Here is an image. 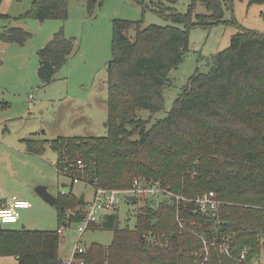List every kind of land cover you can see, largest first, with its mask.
<instances>
[{"label":"trees","instance_id":"1","mask_svg":"<svg viewBox=\"0 0 264 264\" xmlns=\"http://www.w3.org/2000/svg\"><path fill=\"white\" fill-rule=\"evenodd\" d=\"M71 1L33 0L18 18L66 21ZM83 1L90 17H96L106 2ZM165 1L155 0L153 9L144 3V8L176 24L142 27V19H113L105 136L21 141L34 155L51 147L59 174L77 177L93 188H131L139 180L144 186L157 184L193 199L177 203L170 197L152 205L146 195L140 196L144 206L134 226H122L119 213L107 216L91 228L111 229L113 240L109 245L91 243L84 253L86 264H249L264 237V32L243 28L233 17L241 31L231 37L227 48L209 57L208 72L196 70L189 77L167 116L150 125L152 114L166 106L164 88L173 84L171 70L189 51L190 28L224 23V5L233 9L236 0H191L188 13L176 9L178 0ZM198 2L209 13L197 14L193 20ZM254 3L264 0H249ZM3 16L7 15L0 12ZM31 36L18 26L1 32L3 41L19 44ZM75 50V37L66 36L64 27L57 30L38 50L40 79L51 83ZM143 110L149 115L143 116ZM77 160L85 165L83 177L77 174ZM74 185L72 180L69 194L56 197L53 205L59 226L74 208L78 215L73 220L82 218L79 207L84 202L73 192ZM210 191L221 201L216 215L204 213L194 202ZM8 225L0 222V257L15 256L18 264H64L58 229ZM202 234L210 253L206 261L204 251L195 255L204 248ZM224 241L229 243L230 256L221 250ZM244 250L245 259L238 261Z\"/></svg>","mask_w":264,"mask_h":264},{"label":"rangeland","instance_id":"2","mask_svg":"<svg viewBox=\"0 0 264 264\" xmlns=\"http://www.w3.org/2000/svg\"><path fill=\"white\" fill-rule=\"evenodd\" d=\"M32 1L0 0V12L7 15L0 18V196L9 200L15 195L32 204L20 212L17 222L8 226L56 230L61 226L57 209L45 201L37 189L44 186L55 197L69 194L73 179L58 173L57 156L51 147L42 155H34L26 151L21 140L31 137L53 140L58 136H105L113 19H142V27L176 23L152 10L155 0H106L96 17L89 16L85 1L72 0L66 21L18 18L31 7ZM144 3L152 9H145ZM190 3L191 0H178L175 7L181 13H188ZM224 7V23L212 28H190L189 51L181 64L171 70L173 84L164 88L166 106L152 114L150 125L167 116L189 77L196 70L208 72L209 57L227 48L231 37L241 31L232 23L233 17L243 28L264 32V3L249 4V0H236L233 9L227 4ZM208 13L206 5L198 2L192 19L195 20L197 14ZM177 25L184 28L183 24ZM11 26L22 27L32 36L24 44L3 41L1 32ZM62 27L66 36L75 37L76 50L54 80L45 84L38 74V50ZM134 35L135 30H130V36ZM142 115L146 117L149 113L143 110ZM79 170L77 174L85 176L82 168ZM73 192L78 197L84 193L89 200L93 197L94 188L80 180L75 183ZM129 202L120 197L117 212L122 226H134L136 215L144 206L141 197L137 202ZM75 229L71 227L61 235L60 253L63 257L72 249ZM112 240L113 231L107 228H90L83 237L87 246L93 242L109 245ZM261 244L260 252L249 264H264V237ZM0 264L18 262L15 256H2Z\"/></svg>","mask_w":264,"mask_h":264},{"label":"built area","instance_id":"3","mask_svg":"<svg viewBox=\"0 0 264 264\" xmlns=\"http://www.w3.org/2000/svg\"><path fill=\"white\" fill-rule=\"evenodd\" d=\"M77 166L79 168H84V163L82 160H77ZM64 170L68 171L69 168L67 166L64 167ZM74 182H78L79 179L77 177L73 178ZM129 195H135L136 197H140L146 195L149 199H151V203L153 200H157V204L161 199H168L170 197H174L179 203L180 201H193V199L185 198L184 196L174 195L171 191L160 187L159 185L152 186H144L141 181L136 180L131 188L125 189H106L103 187L94 188L93 197L91 199H86L83 203V207H79L80 215L82 214V218L79 220H73V216L78 215V209L69 210L64 219V223L58 228L57 233L61 236L63 235L65 230H69L71 227H76L74 230L76 233V239L73 243L72 249L70 253L65 257L64 264H86L84 253L87 252L89 246L83 243V237L85 232L90 229L94 224H100L107 216L118 213V205L120 197H125ZM194 202L197 203L198 207L204 212L212 215H216V210L221 203V201L217 198V194L214 191H210L205 193L196 199ZM27 203V207H16L14 212H18L19 216L14 220H10L5 222L3 218H0V222L3 224H11L15 223L20 219V212L23 209H27L32 207V204L25 199H19L15 197V199L10 200V205L5 207H0V209H7L8 207L16 204ZM156 204V205H157ZM153 205V203H152ZM118 211V212H117ZM212 212V213H210ZM180 226L183 227V224L180 220ZM200 237L204 241V248L195 252L196 256H201L202 252H205L204 260H208L210 253L209 248L207 246V239L204 237V234L200 235ZM222 252L228 254L230 256V246L227 241H224L220 244ZM246 250H244L241 256L238 258V261H242L245 259Z\"/></svg>","mask_w":264,"mask_h":264},{"label":"water","instance_id":"4","mask_svg":"<svg viewBox=\"0 0 264 264\" xmlns=\"http://www.w3.org/2000/svg\"><path fill=\"white\" fill-rule=\"evenodd\" d=\"M37 192L39 193V195L48 203H50L51 205H54L55 201H56V197L53 196L52 194H50L47 191V188L44 186H40L37 189ZM125 198L130 201V202H136L137 197L135 195H129V196H125ZM85 201V194H81L79 197V202L83 203ZM153 205L157 204V200H153L152 201ZM24 227V226H23Z\"/></svg>","mask_w":264,"mask_h":264},{"label":"clouds","instance_id":"5","mask_svg":"<svg viewBox=\"0 0 264 264\" xmlns=\"http://www.w3.org/2000/svg\"><path fill=\"white\" fill-rule=\"evenodd\" d=\"M13 199H15V197H13ZM27 207V203H23V204H16V205H12L10 207H8L7 209H0V218H3V220L5 222L10 221V220H14L16 217L19 216L18 212H14V209L16 207Z\"/></svg>","mask_w":264,"mask_h":264},{"label":"crops","instance_id":"6","mask_svg":"<svg viewBox=\"0 0 264 264\" xmlns=\"http://www.w3.org/2000/svg\"><path fill=\"white\" fill-rule=\"evenodd\" d=\"M13 197H16L15 195ZM12 197V198H13ZM11 198V199H12ZM18 198V197H17ZM7 200L6 198H2V196H0V207H5V206H9L10 205V200ZM19 199H24V198H19ZM26 200V199H25Z\"/></svg>","mask_w":264,"mask_h":264}]
</instances>
